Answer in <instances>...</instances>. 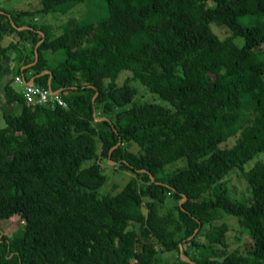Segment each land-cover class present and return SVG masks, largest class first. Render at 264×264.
Instances as JSON below:
<instances>
[{"label":"trees","instance_id":"1","mask_svg":"<svg viewBox=\"0 0 264 264\" xmlns=\"http://www.w3.org/2000/svg\"><path fill=\"white\" fill-rule=\"evenodd\" d=\"M101 3L46 0L41 14L87 8L57 36L0 8V61L25 53L17 75L67 105L28 104L12 80L1 93L0 221L23 226L0 231V264H264V162L244 169L264 153V0ZM103 158L132 173L117 192L99 193ZM231 217L246 250H229Z\"/></svg>","mask_w":264,"mask_h":264},{"label":"rangeland","instance_id":"2","mask_svg":"<svg viewBox=\"0 0 264 264\" xmlns=\"http://www.w3.org/2000/svg\"><path fill=\"white\" fill-rule=\"evenodd\" d=\"M94 5L99 7L102 3L101 0H93ZM103 2V1H102ZM42 4H46V0H0V8L9 11V12H18V11H29L31 12L32 16H35V21L38 25L45 24L50 25L53 27L52 34L55 36L60 35L62 32V29L59 27L66 19L67 17H73L76 19H82L87 14V8L85 4H80L75 6L73 9L70 10V13L68 15H54V14H41L38 12V10L41 8ZM29 18H32L31 16ZM215 33L219 34L220 37H224L225 34L222 30H219L218 28H214ZM16 36L12 37H5L2 45L7 46L11 44L12 42L17 41ZM16 52V51H15ZM18 55V52H17ZM60 58V57H59ZM2 62V61H1ZM18 74V68L16 65H13V62L11 61L9 63L3 64V70L0 69V96L4 89V82H9L12 80L13 86L16 90L20 91L22 89V85L19 83H15V76ZM130 76V72L123 71L118 79L117 84L122 85L123 81ZM132 85L134 87L140 86L138 88V91L141 92L138 95V99L143 98V100H152V102H160V100L154 96L151 95L143 85H141L139 82H133ZM145 91H144V89ZM1 108V104H0ZM3 108L0 109V126L3 127L4 123L1 117V111ZM134 150H136V147H133ZM263 161L264 162V153L259 154L256 158H254L252 161H250L248 164L245 165L244 169L245 171H249L256 162ZM99 165L102 168L103 174L107 177V181L102 186V188L99 190L100 194L109 193L110 191H113L115 189V192L119 191L121 187H123L128 180L132 177L131 172H119L115 171L114 167L118 164H113L112 162H109L107 159L103 158L97 161ZM93 161H87L84 163V167L89 166L93 164ZM114 166V167H113ZM225 185H227L228 190H230L231 197L233 199H236L240 196L248 197L249 195V185L245 178L240 173H233L230 176L227 177L225 180ZM116 185V186H115ZM115 186V187H114ZM181 202V201H180ZM228 225L230 226V230L227 233V239L230 244V251H234L236 249L239 250H246L247 248V235L239 228L237 225V222L233 217L228 218L226 220ZM23 226V221L19 217H12L8 220H1L0 221V231L2 234L6 236L12 235L15 231L20 229ZM202 240L205 241V238L202 237ZM166 249H168L166 247ZM2 253V248L0 247V254ZM165 256L168 258L170 255L165 254Z\"/></svg>","mask_w":264,"mask_h":264},{"label":"built area","instance_id":"3","mask_svg":"<svg viewBox=\"0 0 264 264\" xmlns=\"http://www.w3.org/2000/svg\"><path fill=\"white\" fill-rule=\"evenodd\" d=\"M16 82L23 83L22 95L25 101L31 105H45L55 106L60 105L67 107L66 103L62 100L59 94L52 92L50 88H41L31 82H23V79L18 76Z\"/></svg>","mask_w":264,"mask_h":264},{"label":"crops","instance_id":"4","mask_svg":"<svg viewBox=\"0 0 264 264\" xmlns=\"http://www.w3.org/2000/svg\"><path fill=\"white\" fill-rule=\"evenodd\" d=\"M40 42H43L42 40ZM39 42V43H40ZM38 46V45H37ZM28 48V45H25L24 49ZM20 49H22V47H20ZM25 54V53H24ZM24 54H21V55H17V53H14L10 59V61H4V62H1L0 61V69L3 70V64L5 63H9L12 61L13 62V65H16V67L18 68L19 65L21 64L22 60L24 59L25 60V55ZM30 65V64H29ZM29 65L27 66H23L21 68V70L23 71L25 68H27ZM19 76V75H17ZM33 80V78L29 79V82H31ZM8 83V82H4L3 85L5 86V84Z\"/></svg>","mask_w":264,"mask_h":264},{"label":"water","instance_id":"5","mask_svg":"<svg viewBox=\"0 0 264 264\" xmlns=\"http://www.w3.org/2000/svg\"><path fill=\"white\" fill-rule=\"evenodd\" d=\"M1 12V11H0ZM19 30H21V29H23V28H18ZM44 39H45V36L42 34V41H44ZM41 43V42H40ZM39 43V44H40ZM38 44V45H39ZM38 58H39V56H38V50H37V47H36V49H35V62L34 63H32V64H30L29 66H32V65H34L37 61H38ZM28 66V67H29ZM22 75H23V72H22ZM52 79V75L50 74V80ZM49 88L51 89V86H50V84H49ZM61 91V90H60ZM60 91H57L56 93H60ZM109 162H112L113 164H116V162H114V161H109ZM152 177V179H153V176H151ZM186 199V198H185ZM182 203V202H181ZM198 230H196V232H197ZM195 232V233H196ZM183 260H185L186 262H188L189 264H193V262H191L188 258H184L183 257Z\"/></svg>","mask_w":264,"mask_h":264},{"label":"clouds","instance_id":"6","mask_svg":"<svg viewBox=\"0 0 264 264\" xmlns=\"http://www.w3.org/2000/svg\"><path fill=\"white\" fill-rule=\"evenodd\" d=\"M33 80H34V79H33ZM33 80H32V81H33ZM52 92H54V91H52ZM54 93H56V92H54ZM57 94H60V93H57Z\"/></svg>","mask_w":264,"mask_h":264}]
</instances>
